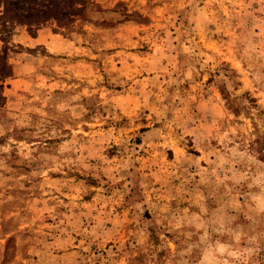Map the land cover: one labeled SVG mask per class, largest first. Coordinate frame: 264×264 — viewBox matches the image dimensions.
Here are the masks:
<instances>
[{"label":"rangeland","instance_id":"rangeland-1","mask_svg":"<svg viewBox=\"0 0 264 264\" xmlns=\"http://www.w3.org/2000/svg\"><path fill=\"white\" fill-rule=\"evenodd\" d=\"M0 264H264V0H0Z\"/></svg>","mask_w":264,"mask_h":264}]
</instances>
